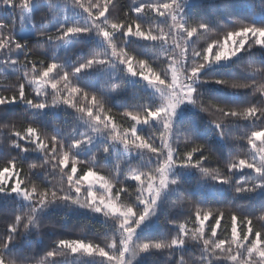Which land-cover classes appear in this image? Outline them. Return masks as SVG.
<instances>
[{
    "label": "snow or ice",
    "instance_id": "6c2138e0",
    "mask_svg": "<svg viewBox=\"0 0 264 264\" xmlns=\"http://www.w3.org/2000/svg\"><path fill=\"white\" fill-rule=\"evenodd\" d=\"M61 112L67 132L49 119ZM0 136V264H264V0H0ZM213 138L223 172L205 165L223 155ZM192 179L220 206L190 200ZM58 209L104 228L26 255ZM166 212L174 230L154 233Z\"/></svg>",
    "mask_w": 264,
    "mask_h": 264
},
{
    "label": "trees",
    "instance_id": "16d2710c",
    "mask_svg": "<svg viewBox=\"0 0 264 264\" xmlns=\"http://www.w3.org/2000/svg\"><path fill=\"white\" fill-rule=\"evenodd\" d=\"M132 0H116L117 6L120 8H123L124 10L127 9V7L131 4ZM201 2V1H200ZM212 0H208V4H211ZM212 8L211 7H202L194 9L193 14L194 15H204L208 14L211 15ZM39 14H37V17ZM42 49L48 50L50 55H57L61 60H63L65 57H71L76 52L80 51H87V48L82 44L74 45L72 49H69L67 51L60 49L55 50L54 46L49 47L48 45H41ZM246 67L245 62H240L238 66H236L235 71L237 75L241 74L243 72V69ZM209 86H206V88ZM212 89H220L223 88V86L219 85H211ZM236 96L240 100L244 99H253V97L250 96L249 90L247 89H241V90H235ZM133 92L132 87L129 85L126 95L131 96ZM233 92L232 89H225L223 92L220 93V95L227 96L229 98H233ZM116 105L118 106L120 104V100H116ZM113 114H117V108H113ZM203 118V125L206 127L208 126L209 122L215 117L212 115H209L208 113H200L199 117L197 119ZM52 120V123L59 127V129L62 132H67L69 128L72 125V121L70 118L65 117V114L61 112L55 119L49 118ZM117 119H120L119 116H117ZM51 131V129H49ZM241 134V130H233V135L239 136ZM0 139H3V136H0ZM227 143H233V141H228ZM243 143V142H240ZM213 146L214 148H222L223 155H221L220 151H214L211 155L208 156V160L205 161V165L208 167H219L221 171H225L224 169V163L225 159L228 157L229 149L227 147V144L223 141H219L216 138H213ZM181 151H183V147L181 148ZM15 155V153H13ZM195 159V157H194ZM4 163L3 159H0V165ZM25 172H27V165H24ZM107 173V169L102 170ZM184 191L188 194V197L190 200L195 202L197 199L202 198L204 195L207 196L209 202L212 204L213 207L220 206L216 204V201H221L225 197L218 191H214L213 189L207 190V189H200L196 181L194 179L189 180L184 185ZM195 193V195H192ZM175 199V197H173ZM11 201L3 200V198H0V234H3L7 224L11 222V213H10V206ZM239 204L248 205V201L246 200H239L237 201ZM260 200L259 198L253 200L251 202L250 211H254L258 214L260 209ZM169 212H174L175 210L169 209ZM227 212V209H226ZM167 216V212L165 214H162L160 216L159 221L154 225L153 231L156 234L165 233L169 230H174L173 225H169L165 222ZM227 220V216H226ZM65 224L66 226L61 228L59 225ZM55 225V227H53ZM84 228V231H81V228ZM104 228V225L102 223V218H94L91 217L89 214L88 216L82 215V214H76L72 212H68L67 215H65V210L58 209L52 212L48 218V220L45 222V226L40 230V234L32 239V242L30 246L28 244H25V254L29 256H35L37 260L43 259L45 253L50 250L53 246L56 240L61 238H68L73 239L77 238L79 236H83L85 232L89 237H92L94 233H99Z\"/></svg>",
    "mask_w": 264,
    "mask_h": 264
},
{
    "label": "rangeland",
    "instance_id": "374dc122",
    "mask_svg": "<svg viewBox=\"0 0 264 264\" xmlns=\"http://www.w3.org/2000/svg\"><path fill=\"white\" fill-rule=\"evenodd\" d=\"M200 1H201V0H197V2H200ZM188 181H189V180H188ZM194 181H195V180H194ZM198 186H199L200 189H207V190L209 189V190H211V188L206 187L204 184H199ZM90 215H91V214H90Z\"/></svg>",
    "mask_w": 264,
    "mask_h": 264
}]
</instances>
